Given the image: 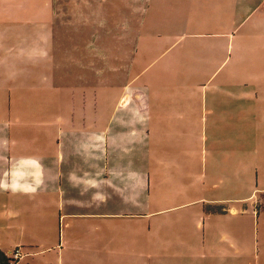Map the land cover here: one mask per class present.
Masks as SVG:
<instances>
[{
    "label": "crops",
    "instance_id": "1",
    "mask_svg": "<svg viewBox=\"0 0 264 264\" xmlns=\"http://www.w3.org/2000/svg\"><path fill=\"white\" fill-rule=\"evenodd\" d=\"M208 1L212 8L199 11L203 20L197 24L220 26L219 30L190 35L199 37L196 39L201 42V45L197 44V49L202 51L199 71L209 69L213 83L196 86L200 95L196 99L156 98L154 113L152 101H147L146 89H140L144 101L143 104L137 102L136 111L147 107L150 114L147 137L155 159L166 166L171 161L167 157L157 158V154L165 151L181 153L186 149L195 154V146H201L202 140L208 137L212 142V154H222L224 159H230L234 150V140L230 137L234 138L235 121L240 111H243L244 119L258 122L256 153L264 154V0ZM52 3V0H0V91L3 95L7 92L8 96L3 100L7 99L9 105L15 104L9 111L20 118L26 115L17 109L22 103L39 107L29 113L35 116V121H26L34 123H23L32 130L27 144H36L33 147L42 156L50 153L63 129L95 132L97 121L98 131L101 130L102 117L105 118L107 112V102L101 97L90 102L86 97L80 100L59 98V59ZM153 38L157 41L160 38L158 43L163 39L161 36H141L136 40V51L146 50L145 42ZM164 38L173 37L167 35ZM170 48L172 45L166 51ZM220 75L221 79L216 81ZM153 78L156 87H161L158 79L165 82L166 77L155 75ZM139 80L137 76L136 81ZM252 88L258 89L255 98L250 95ZM14 91H18L16 101ZM19 101L23 102L18 104ZM66 101L78 107L57 116L54 122L48 109ZM96 105L97 113L92 112ZM88 120L95 121L92 128ZM39 121L47 122V125L43 126ZM54 126L55 130L52 129ZM63 145L70 148L68 142ZM104 158L106 167V152ZM23 164L18 160L8 169L7 188L12 201L39 198L40 189L23 184L27 175V166ZM50 166L53 169V164ZM112 168L117 170L120 165L113 162ZM254 169L257 172V167ZM30 171V177L40 180L52 174L48 164H36ZM103 179H108V175L98 176L95 182ZM82 186L85 189L80 184L69 183L65 189L70 193L82 189L91 194V198L69 200L70 205L63 208L57 199L51 202L59 220L56 229L47 223L49 234L45 240L29 236L32 241L24 242L27 235L20 233L19 241L10 243L8 249L0 246V250L11 254L19 248L23 254L21 261L33 257L34 264H234L235 259H260L261 253L264 256L260 232L255 236L248 227L232 224L235 218L249 212L250 205L245 199H240L236 206L223 197L150 192V188L145 195L117 194L115 208L109 209L111 213L108 207L113 196L96 195L95 190L87 187L90 185ZM153 188L156 190V185ZM263 196L264 188H261L258 198L263 199ZM255 201L253 198L251 203ZM11 205L9 213L14 217L26 216L36 209L35 206L27 211L20 205L18 209ZM208 205L220 206L221 213H207ZM252 206L253 214L259 216L260 212ZM61 212L64 213L61 215ZM31 218L35 217L31 215Z\"/></svg>",
    "mask_w": 264,
    "mask_h": 264
},
{
    "label": "rangeland",
    "instance_id": "2",
    "mask_svg": "<svg viewBox=\"0 0 264 264\" xmlns=\"http://www.w3.org/2000/svg\"><path fill=\"white\" fill-rule=\"evenodd\" d=\"M52 2L56 52L59 59V98L74 97L80 100L86 97L90 102L98 101L101 97L107 102L106 117H102L99 131L98 122L95 124L94 120L88 121L91 128L95 124V132L63 129L61 133L59 132V141L57 139L54 141L51 149L53 151L42 156L41 152L33 147L36 144H27L32 130L24 126V123L29 125L34 123L26 121H35V116L29 113L35 112L34 108L38 110L39 107L35 106L36 104L22 103L17 109L20 114L26 115L20 118L14 115L12 110L9 111V107L15 104L9 105L7 99L3 100L8 96L7 92L3 95L0 91V246L8 249L10 243L19 241L20 233L27 235L24 242L32 241L29 236L45 240L49 234L47 223L52 224L55 229L58 225L59 214L55 212L51 203L54 199H57L63 208L70 205L69 200L91 198V194L82 189L73 190L71 193L67 191L65 185L69 183L80 184L83 189L85 187L82 185H90L87 187L95 190L96 195L113 196L108 212H111L110 208H115L117 194L145 195L150 188V192H187L199 194L197 197H223L229 200V204L236 206L241 202L240 199H245L250 205L249 212L233 218L232 224L248 227L255 236L259 231L264 241V196L263 199L258 198L260 189L264 188V154L256 153L258 122L244 119L243 111L239 112L235 121L234 138L230 137L234 140L232 146L234 150L228 160L224 159L225 155L212 154V142L208 137L202 140L201 146H195V154L189 149L181 153L165 151L157 154V158L167 157L171 161V164L166 166L155 159L147 137L146 127L150 119L147 107L136 111L137 102L143 104L144 101L140 89L142 91L146 89L147 101H152L154 113L157 107L156 98L196 99L200 97L196 86L199 84L209 86L213 83L209 69L207 72L199 71L202 51L197 48L201 42L196 39L199 37L190 35L219 30L220 26L197 24L203 20L199 17V11L210 10L211 2L208 0H52ZM144 35H153L156 38L161 36L163 39L161 43H158L160 38L158 41L155 38L147 40L146 50L136 51V40ZM167 35L173 38L166 40L164 37ZM171 45L172 48L166 51ZM155 75L166 77L165 82L158 79V86L161 87H156V83L152 82ZM222 75L216 81H219ZM137 76L140 77L139 81H136ZM133 83L136 84L132 85ZM250 91L251 97L255 98L258 95V89L252 88ZM16 92H13L14 101L17 100ZM21 102L23 101L17 103ZM76 107L78 106L73 105L71 101L70 103L66 101L62 105L53 104L48 109V115L55 122L57 116H63L65 111ZM94 111L97 113V105L93 107L92 112ZM39 123L47 125V122ZM52 129L55 130L56 126ZM251 136L255 139L250 138ZM66 142L70 148L63 145ZM25 144L27 148L23 147ZM18 160L27 166L23 184L35 190L40 189L39 198L36 200L17 202L12 201L8 195V169ZM113 162L119 164L120 168L113 170ZM36 164H48L52 174L48 178L43 177L42 180L38 177L33 179L29 173L31 167ZM50 164H53V169H50ZM250 166L257 167V172ZM113 171L116 172L112 173ZM106 175L108 179L95 182L98 176ZM153 182L156 190L153 188L155 186ZM253 198L256 199L254 204L251 203ZM11 204L16 208H19L18 205L25 207L27 211L35 206L36 209L34 213L26 216L14 217L9 213ZM252 205L260 212L259 216L257 213L253 214ZM102 208L106 209L104 206ZM63 213L61 212V215ZM31 215L35 218H31ZM34 221L41 223L36 224ZM255 239L256 237L253 240ZM7 255L10 257V254ZM260 257L262 258L235 259L234 264H264L262 253ZM14 263L16 262L13 261ZM20 263L34 264L35 261L33 257H28L24 262L21 260L17 262Z\"/></svg>",
    "mask_w": 264,
    "mask_h": 264
},
{
    "label": "trees",
    "instance_id": "3",
    "mask_svg": "<svg viewBox=\"0 0 264 264\" xmlns=\"http://www.w3.org/2000/svg\"><path fill=\"white\" fill-rule=\"evenodd\" d=\"M206 211L207 213H221V208L220 206L208 205L206 206ZM0 264H13L12 259L7 255V253L1 250H0ZM14 264H17V262Z\"/></svg>",
    "mask_w": 264,
    "mask_h": 264
},
{
    "label": "built area",
    "instance_id": "4",
    "mask_svg": "<svg viewBox=\"0 0 264 264\" xmlns=\"http://www.w3.org/2000/svg\"><path fill=\"white\" fill-rule=\"evenodd\" d=\"M10 258L14 262H18L23 258V254H22L21 250L19 248H17L10 254Z\"/></svg>",
    "mask_w": 264,
    "mask_h": 264
}]
</instances>
